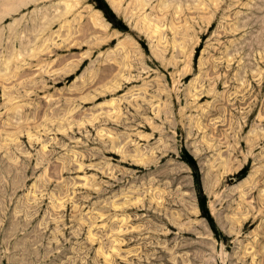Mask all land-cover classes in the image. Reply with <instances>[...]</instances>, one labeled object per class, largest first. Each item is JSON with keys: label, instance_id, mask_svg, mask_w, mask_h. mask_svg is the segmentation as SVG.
Returning a JSON list of instances; mask_svg holds the SVG:
<instances>
[{"label": "rangeland", "instance_id": "rangeland-1", "mask_svg": "<svg viewBox=\"0 0 264 264\" xmlns=\"http://www.w3.org/2000/svg\"><path fill=\"white\" fill-rule=\"evenodd\" d=\"M33 1L0 13V264H264V0Z\"/></svg>", "mask_w": 264, "mask_h": 264}, {"label": "bare ground", "instance_id": "bare-ground-1", "mask_svg": "<svg viewBox=\"0 0 264 264\" xmlns=\"http://www.w3.org/2000/svg\"><path fill=\"white\" fill-rule=\"evenodd\" d=\"M5 2H2V5H1V8H0V13L2 14H7L8 12H10V11H13V10H17L18 9V7H20V6H24L29 0H9V1H7V0H4ZM7 1V2H6ZM30 1H32V2H34L33 0H30ZM29 1V2H30ZM28 2V3H29ZM111 2H112V4L114 5V7H115V9L116 10H120V8H121V6H120V3H115L114 1H112L111 0ZM72 3H74V5L76 4L75 2H64V5H65V7L63 8L64 10H65V12H64V10L62 11V12H64L65 14H66V12L68 13V12H70L71 10H70V8L71 9H73V6H72ZM76 6V5H75ZM74 6V7H75ZM61 12V11H60ZM54 15V14H53ZM58 16H59V13L57 14ZM60 15L62 16L63 14H61L60 13ZM56 16V15H55ZM55 16H54V18H55ZM61 16H59V17H61ZM63 16H65V15H63ZM53 18V17H52ZM53 18V19H54ZM95 19H97V17H93V20L95 21ZM51 21V20H50ZM50 23V22H49ZM45 25V24H44ZM46 25H48V23L46 24ZM155 30H158V27H157V29H155ZM148 159V158H147ZM225 170V169H224ZM238 173V172H237Z\"/></svg>", "mask_w": 264, "mask_h": 264}]
</instances>
